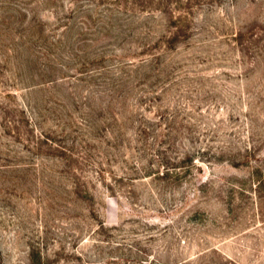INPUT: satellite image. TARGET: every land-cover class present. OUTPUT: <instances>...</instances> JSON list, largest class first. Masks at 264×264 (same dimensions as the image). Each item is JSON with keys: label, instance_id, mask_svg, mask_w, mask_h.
Masks as SVG:
<instances>
[{"label": "rangeland", "instance_id": "374dc122", "mask_svg": "<svg viewBox=\"0 0 264 264\" xmlns=\"http://www.w3.org/2000/svg\"><path fill=\"white\" fill-rule=\"evenodd\" d=\"M0 264H264V0H0Z\"/></svg>", "mask_w": 264, "mask_h": 264}]
</instances>
